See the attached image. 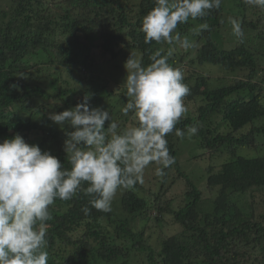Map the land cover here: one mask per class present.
I'll return each instance as SVG.
<instances>
[{"label": "trees", "instance_id": "obj_1", "mask_svg": "<svg viewBox=\"0 0 264 264\" xmlns=\"http://www.w3.org/2000/svg\"><path fill=\"white\" fill-rule=\"evenodd\" d=\"M8 1L0 8V141L19 134L70 167L63 142L65 130L72 129L62 130L49 114L74 107L90 93V106L108 110L121 128L133 123L131 113L120 112L126 89L107 90L102 64L129 50L146 65L157 48L171 47L144 43L141 22L154 0ZM230 19L240 22L242 42L233 36ZM205 22L209 28L192 35ZM176 31L195 41L188 50L176 45L168 59L190 88L184 104L191 109L176 127H200L191 139L168 134L175 163L165 169L159 188L173 170L182 178V192L171 199L160 192L149 197L141 193L147 176L133 190L118 191L108 213L91 208L82 191L68 201L56 199L46 222L47 264H264V212L257 207L264 204V155L237 153L264 142V9L222 0L219 9ZM183 140L186 148L203 149L190 151V159H225L205 166L206 190L212 192L207 199L180 165ZM168 219L180 231L149 243L146 232L158 227L162 233Z\"/></svg>", "mask_w": 264, "mask_h": 264}, {"label": "clouds", "instance_id": "obj_2", "mask_svg": "<svg viewBox=\"0 0 264 264\" xmlns=\"http://www.w3.org/2000/svg\"><path fill=\"white\" fill-rule=\"evenodd\" d=\"M222 0H154V7L142 18L140 31L144 43L155 41L157 48L144 64L143 57L130 53L124 62L126 102L120 108L131 121L121 128L110 112L91 107V94L86 93L70 109L50 113L48 119L65 130L63 151L70 167H64L56 156L28 144L15 134L0 141V264H47L46 222L52 219L50 206L56 199L71 200L78 192L91 197V208L104 213L112 210L118 191L133 190L144 183L150 164L157 165L155 174L163 178L165 169L175 163L170 155L168 134L191 139L199 123L186 131L176 127L188 109L184 98L190 88L184 83L181 69L168 63L174 48L188 50L195 41L176 31L179 24L206 17L219 9ZM248 6L264 9V0H243ZM232 34L243 41L244 32L236 19H230ZM208 23L194 27L198 36ZM108 126L105 128V122ZM87 187H84V184ZM85 215L91 209L82 208Z\"/></svg>", "mask_w": 264, "mask_h": 264}, {"label": "rangeland", "instance_id": "obj_3", "mask_svg": "<svg viewBox=\"0 0 264 264\" xmlns=\"http://www.w3.org/2000/svg\"><path fill=\"white\" fill-rule=\"evenodd\" d=\"M9 1L8 0H0V8L4 7L6 4H8ZM130 53H136L138 54L136 51H129L126 50L124 51V54L122 56H120L118 58L117 61H115L114 63L112 62L110 65L108 63H104L102 64V76L104 79H102L101 81L105 83L107 90H114V91H119L120 88L123 86V82H124V78L126 76V71L124 69V62L126 61V59L129 57ZM139 55V54H138ZM204 71L207 70V67L203 69ZM211 76L213 77H217L219 75L218 72L211 70L210 72ZM106 81V82H105ZM190 105L188 108V110L191 109ZM50 109V107L48 108ZM55 110H52V112H54ZM50 112V111H49ZM182 147V154H181V150L178 152L179 153V162L181 167L189 174L190 178L196 182H198V184H200V188L204 191V197L207 199L208 197H211L212 192L206 190V186H205V177H206V171H205V166L207 164H219L220 162H223L225 159L222 158V156L216 154L214 155L212 158H198V159H190V155L189 152L190 151H203L202 148L200 147H190L186 148V146H184V144H187V141L183 140L180 142ZM238 154L240 155H245V156H257V155H264V142L261 141L260 139V143L257 144L255 147L253 148H248V147H244L241 148L237 151ZM155 168H153L151 170V173H144L146 175H144V178H146L148 176V182L145 184L144 186V190L141 193H146V195H148L149 197L153 196V193H157L160 192V194L164 195V199H171L173 197H176L178 194H180V192H182L183 189V182L181 183L182 178L180 177H175L176 176V172L175 171H171L169 178L167 180V182L165 183L166 186L159 188V185L161 184L159 179L161 180L160 177H158L155 174ZM155 176V177H154ZM150 177V179H149ZM174 178V180H172ZM204 198V200H205ZM261 207L263 208V212H264V204L262 205L260 202L259 204H257V207ZM262 212V211H261ZM154 224L153 221H148V225H152ZM180 227L178 225V223L173 224V222L168 219V222L166 224V226L164 227L163 232L161 233L158 227H152L151 230L146 232L145 237L148 239L149 243L155 245L157 243V239L162 237L163 235H171L174 233H177ZM158 247V244H157ZM130 261H131V257H130Z\"/></svg>", "mask_w": 264, "mask_h": 264}]
</instances>
